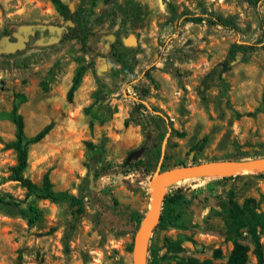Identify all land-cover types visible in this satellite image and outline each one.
Returning a JSON list of instances; mask_svg holds the SVG:
<instances>
[{
	"label": "rangeland",
	"instance_id": "1",
	"mask_svg": "<svg viewBox=\"0 0 264 264\" xmlns=\"http://www.w3.org/2000/svg\"><path fill=\"white\" fill-rule=\"evenodd\" d=\"M204 11L230 16L234 29L184 22L181 15ZM19 26L62 27L63 20L50 0H0V40L14 41ZM84 26L87 44L101 55L115 33L135 49L133 76L106 57L80 54L75 40L47 43L54 34L46 29L45 39L35 31L21 49L0 53V264H131V217L144 220L156 170L264 156V0L254 8L242 0H95ZM232 43L258 48L220 72ZM82 65L87 69L67 102ZM15 94L24 97L17 113L26 137L52 123L28 148L23 175L39 185L47 172L52 191L81 198L77 217L66 203L27 197L6 181L14 164L6 144L13 140L8 114ZM169 127L184 136H171ZM234 176L175 183L198 198L188 207L168 206L144 264L224 262L232 248L221 221L229 191L238 204L251 198L264 211V172ZM237 242L248 248L244 264H257L250 239L243 234ZM259 242L264 264V229Z\"/></svg>",
	"mask_w": 264,
	"mask_h": 264
},
{
	"label": "trees",
	"instance_id": "2",
	"mask_svg": "<svg viewBox=\"0 0 264 264\" xmlns=\"http://www.w3.org/2000/svg\"><path fill=\"white\" fill-rule=\"evenodd\" d=\"M242 1L253 8L256 7L257 3L259 2V0ZM94 2L95 0H84L82 5L70 7L69 5L62 3L60 0H50L53 9L63 20V30L59 40H75L79 46L78 52L80 54L88 55L90 58L106 57L119 67L120 73H123L129 77L133 76V69L136 65V51L131 47L125 46L121 40V36L118 33L113 34V39L109 43L108 51L104 55H101L97 50H95L93 46L87 44V33L85 32L84 22L85 16L88 12V7L92 6ZM181 15L184 22L195 24L205 22L209 26H219L225 29H234V23L230 16H222L213 12L206 13L205 11L203 14L196 16L186 13H182ZM67 22H70L71 26L67 25ZM35 34H37V31ZM257 48L258 46L255 44L232 43L228 47L223 60L219 64L220 72H226L230 69V64L234 61L236 55L240 54L244 57L246 54L253 52ZM259 48L264 50V44H261ZM86 69L87 66L82 65L78 66L74 70L70 80V85L65 94V99L67 102H71L72 95L80 82L83 72ZM15 98L17 99V103L12 104L11 110L8 114V118L14 128L13 140L6 144V148L11 150L14 154V164L8 170L6 181L17 183L25 190V195L27 197L32 196L37 200L66 203L71 209V215L73 217H77L83 211V202L81 198H76L70 194H67L66 192L52 191L47 172L42 175L39 185H36L23 175V172L27 166L28 148L31 145L38 143L48 134L52 128V123L44 125L34 135L26 137L23 131L22 117L17 113L18 103H21L24 97L21 94H15ZM125 124L126 122H124V125ZM168 131L171 136H176L178 138L184 136V133H179L170 127L168 128ZM86 146L91 148V144L89 142H86ZM180 165L186 164L181 163L173 167ZM234 177H238V175ZM197 198V195L193 194L187 196L185 190L180 186H176L175 184L170 185L167 188L165 194L162 196L159 222L164 220L166 217L168 206L172 204H180L182 206L188 207ZM226 199L227 213L221 216V221L225 229V235L231 241L232 248L229 251L225 261L213 263L209 259L198 260L193 257H186L175 259V264H244L247 259L248 248L247 246L237 242V240L240 239L243 234L247 236L252 243V254L256 260V263H263L259 236L264 229V211H259L254 200L251 198H246L240 204H238L232 198V193L230 191ZM1 201L2 200H0V202ZM29 210L34 214L33 220L39 217V211L35 207H29ZM131 219L132 222L135 223L133 236L134 240L141 223H143V217L133 214ZM165 241L171 244L168 239ZM176 246H178V244H176ZM215 253H218V251L216 250ZM146 264H148V262Z\"/></svg>",
	"mask_w": 264,
	"mask_h": 264
},
{
	"label": "water",
	"instance_id": "3",
	"mask_svg": "<svg viewBox=\"0 0 264 264\" xmlns=\"http://www.w3.org/2000/svg\"><path fill=\"white\" fill-rule=\"evenodd\" d=\"M67 25L71 26V23L67 22ZM45 29L49 34H54V36L50 39H46V42H57L61 36L63 26H19L12 34L14 41H10L7 38L0 40V53H11L21 49L25 42H27L28 36L32 35L35 31L39 33L40 39H45V37H42L41 35ZM204 166H209L210 168H204ZM256 167L260 169L258 171L264 172V156L247 160L220 163L216 165L191 164L180 165L165 170H156L150 177L147 184V188L149 190V200L146 214L148 215V221L143 229L141 223V226L133 240L131 249V264H141V262L144 264L148 240L160 217L161 201L163 196V194L159 195L157 191V187L160 183L168 182L170 185H173L179 181L189 179L223 178L238 175L240 173H250Z\"/></svg>",
	"mask_w": 264,
	"mask_h": 264
},
{
	"label": "bare ground",
	"instance_id": "4",
	"mask_svg": "<svg viewBox=\"0 0 264 264\" xmlns=\"http://www.w3.org/2000/svg\"><path fill=\"white\" fill-rule=\"evenodd\" d=\"M204 168H210L208 166H204ZM260 170L258 167L254 168L251 172H254V171H258ZM170 183H160L157 187V191L159 193V195H162L164 194V192L167 190V188L169 187ZM148 221V215L145 216L144 220H143V223H142V229L145 227L146 223ZM142 264V262H141Z\"/></svg>",
	"mask_w": 264,
	"mask_h": 264
},
{
	"label": "flooded vegetation",
	"instance_id": "5",
	"mask_svg": "<svg viewBox=\"0 0 264 264\" xmlns=\"http://www.w3.org/2000/svg\"><path fill=\"white\" fill-rule=\"evenodd\" d=\"M37 35H39L38 32H37ZM41 35H42V36H45L46 34H45V32L43 31Z\"/></svg>",
	"mask_w": 264,
	"mask_h": 264
}]
</instances>
